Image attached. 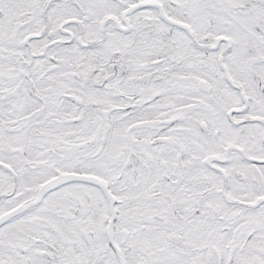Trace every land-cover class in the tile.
Returning a JSON list of instances; mask_svg holds the SVG:
<instances>
[{
	"label": "snow or ice",
	"instance_id": "obj_1",
	"mask_svg": "<svg viewBox=\"0 0 264 264\" xmlns=\"http://www.w3.org/2000/svg\"><path fill=\"white\" fill-rule=\"evenodd\" d=\"M0 264H264V0H0Z\"/></svg>",
	"mask_w": 264,
	"mask_h": 264
}]
</instances>
